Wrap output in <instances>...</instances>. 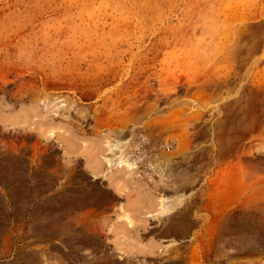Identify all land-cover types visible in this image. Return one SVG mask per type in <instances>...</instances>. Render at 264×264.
<instances>
[{"label": "rangeland", "instance_id": "374dc122", "mask_svg": "<svg viewBox=\"0 0 264 264\" xmlns=\"http://www.w3.org/2000/svg\"><path fill=\"white\" fill-rule=\"evenodd\" d=\"M0 264H264V0H0Z\"/></svg>", "mask_w": 264, "mask_h": 264}, {"label": "bare ground", "instance_id": "6f19581e", "mask_svg": "<svg viewBox=\"0 0 264 264\" xmlns=\"http://www.w3.org/2000/svg\"><path fill=\"white\" fill-rule=\"evenodd\" d=\"M112 147H117V146L114 145V146H112ZM112 147H111V148H112Z\"/></svg>", "mask_w": 264, "mask_h": 264}]
</instances>
